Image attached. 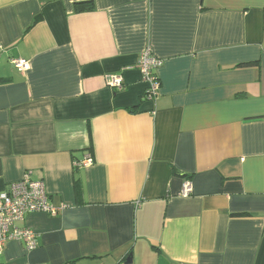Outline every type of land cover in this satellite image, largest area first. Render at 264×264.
I'll return each instance as SVG.
<instances>
[{"label": "crops", "instance_id": "obj_1", "mask_svg": "<svg viewBox=\"0 0 264 264\" xmlns=\"http://www.w3.org/2000/svg\"><path fill=\"white\" fill-rule=\"evenodd\" d=\"M27 173L68 206L0 264H264V0H0V193Z\"/></svg>", "mask_w": 264, "mask_h": 264}, {"label": "built area", "instance_id": "obj_2", "mask_svg": "<svg viewBox=\"0 0 264 264\" xmlns=\"http://www.w3.org/2000/svg\"><path fill=\"white\" fill-rule=\"evenodd\" d=\"M11 64L24 75L31 69L30 60L22 57H12ZM163 64L164 61L156 56L151 48H147L140 54L138 68L147 83L145 90L147 98L152 99L159 93L160 83L157 72ZM106 82L115 89H122L124 77L121 74H108L106 75ZM92 163L93 159L89 156L76 161L75 167H86ZM191 183L189 181L185 183L184 193L190 191ZM67 206L66 204H54L45 182L33 179L29 173L21 180L8 185L0 193V255L11 241L24 243L28 250L37 248L39 244L38 233L27 226L19 227L17 224L35 212L57 216Z\"/></svg>", "mask_w": 264, "mask_h": 264}, {"label": "trees", "instance_id": "obj_3", "mask_svg": "<svg viewBox=\"0 0 264 264\" xmlns=\"http://www.w3.org/2000/svg\"><path fill=\"white\" fill-rule=\"evenodd\" d=\"M95 9V5L93 1H81L76 4V11L77 12H88L93 11ZM255 64L253 62L250 63H242L241 65H251Z\"/></svg>", "mask_w": 264, "mask_h": 264}, {"label": "water", "instance_id": "obj_4", "mask_svg": "<svg viewBox=\"0 0 264 264\" xmlns=\"http://www.w3.org/2000/svg\"><path fill=\"white\" fill-rule=\"evenodd\" d=\"M127 262H128V263H131V262H132V257H129V258L127 259Z\"/></svg>", "mask_w": 264, "mask_h": 264}]
</instances>
